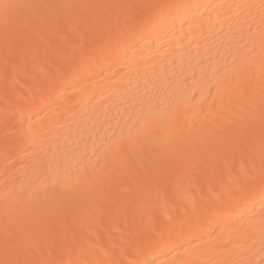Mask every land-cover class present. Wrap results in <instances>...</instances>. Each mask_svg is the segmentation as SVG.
I'll use <instances>...</instances> for the list:
<instances>
[{
  "label": "bare ground",
  "instance_id": "bare-ground-1",
  "mask_svg": "<svg viewBox=\"0 0 264 264\" xmlns=\"http://www.w3.org/2000/svg\"><path fill=\"white\" fill-rule=\"evenodd\" d=\"M4 2L14 7L8 16L0 13V34L29 23L31 31L7 85L0 53V260L6 258V231L14 245L25 246L35 233L81 232L91 224L93 238L117 248L127 241L125 234L145 236L135 253L141 264H259L264 258L261 0ZM63 3L201 7L174 13L175 24L162 30L151 28L149 13L135 9L128 20L127 10L112 9L113 19L122 11L114 27L96 24L106 10L87 7L58 27L37 22L39 15L51 17L57 10L35 5ZM235 4L256 7H228ZM25 70L29 81L18 82L16 75ZM9 100H19L34 120L23 128L10 124ZM28 127L38 134H25ZM233 144L240 147L208 170L210 183L202 179L196 188V204L204 210L201 228H185L181 235L159 210L138 216L145 182L161 167L170 181L183 175L188 186L189 177H203L206 164ZM250 157L257 174L247 188L236 189ZM229 189L236 196L229 197ZM115 207L122 208L117 217L109 215ZM143 220L151 224L138 233ZM238 221L239 231L233 232Z\"/></svg>",
  "mask_w": 264,
  "mask_h": 264
},
{
  "label": "snow or ice",
  "instance_id": "snow-or-ice-1",
  "mask_svg": "<svg viewBox=\"0 0 264 264\" xmlns=\"http://www.w3.org/2000/svg\"><path fill=\"white\" fill-rule=\"evenodd\" d=\"M14 5L5 3L0 0V13L8 16ZM90 8L93 10H106L102 17L97 16L96 24H105L116 26L119 24L121 17L115 16L113 19L112 9L127 10L124 12L123 19L128 20L135 15L133 9L143 13H149L151 16L150 26L152 29H163L169 24L174 25L177 15L180 10L192 8L198 10L199 5L178 4H161V3H145V4H97V5H76L70 3L56 5H35L37 9H56L54 16L39 15L38 23L43 26L58 27L67 19L76 15L77 8ZM230 8L241 9L256 7L255 5H228ZM259 7V15L261 24H264V0H261ZM154 11V14L153 13ZM90 15L96 16L93 11ZM91 27V25H89ZM75 30V29H74ZM31 31L29 23L26 29H9L5 28L0 34V53L4 65V80L7 85L8 80L13 72L17 70L15 57L24 55L25 48L21 47L22 42L27 38ZM264 32V28L261 29ZM6 96L8 95L6 91ZM6 111L11 112V121L23 126L34 120V116L30 115L19 100H9ZM39 113H35L38 116ZM255 121L256 117L253 116ZM42 131V129L40 130ZM25 134L33 133L31 127L25 129ZM259 136L261 139L262 149L259 162V176L261 184L260 207L262 209V221H264V104L261 106V115L259 117ZM240 147L239 144L229 145L222 150V154L218 158H214L210 164H206L205 175L203 177L197 175L188 178V186L185 185L184 176L181 175L175 182L170 181L169 173L161 167L159 171L154 173L150 180H147L145 191L142 193L139 202L137 203V214L143 219L150 216L154 210H159L162 215H167L169 220L174 221L177 234H183L185 228L189 230L199 229L204 224V210L200 209L196 204L195 191L199 187L202 179H209L207 172L213 169L216 164L226 162L229 153H234ZM257 174V164L254 158L250 157V167L243 173V179L238 178L236 181V189L243 190L248 187L251 180ZM210 183V179H209ZM236 192L229 189L227 195L229 197L236 196ZM242 222L238 221L233 225V232L239 231V226ZM264 229V225H262ZM93 227L90 224L86 231H64L61 233L40 234L35 233L31 240L25 246L14 245L12 234L6 231L5 234V252L6 258L0 260V264H141L136 258L135 253L145 243L146 237L143 235L132 237L120 244L119 247L111 246V243H104L101 237L93 238L91 233ZM224 231L223 227L220 229ZM215 230L211 233L215 236ZM194 241L189 240L191 245ZM232 243L231 238L228 241ZM181 250H185L183 244L180 245ZM261 251L264 252V244ZM147 264V262H145ZM182 264V262H178ZM259 264H264V258L259 261Z\"/></svg>",
  "mask_w": 264,
  "mask_h": 264
},
{
  "label": "rangeland",
  "instance_id": "rangeland-1",
  "mask_svg": "<svg viewBox=\"0 0 264 264\" xmlns=\"http://www.w3.org/2000/svg\"><path fill=\"white\" fill-rule=\"evenodd\" d=\"M117 13H119L120 15H121V13H122V11L121 12H117ZM119 14H117V15H119ZM25 73H26V70H25ZM20 74H22V75H20ZM27 75V73L24 75V72H21V73H19V74H17L16 75V78H18V82L19 81H23V82H28L29 81V78H26V77H28V76H26ZM23 76V77H22ZM26 76V77H25ZM9 118L11 119V116H9ZM10 124H13V122H10ZM12 126V125H11ZM114 209V210H113ZM118 209H120V211L122 210V208L121 207H115V208H111L110 210H109V215L111 214V216H115V215H113V214H116L117 212H118V214L120 215L121 214V212L120 211H118ZM117 210V212H115ZM111 212V213H110ZM113 212H115V213H113ZM119 215H117L116 214V216L115 217H117V216H119ZM115 217H113V218H115ZM158 217V216H157ZM165 216H160L159 218L160 219H162V220H164L165 218H164ZM149 220H151V219H149ZM148 220V221H149ZM153 220V219H152ZM151 220V221H152ZM147 220H143L142 221V223H141V221L139 222V223H137V225L136 226H138L139 227V229H138V227L137 228H135V230H136V232H138V233H141V232H143V231H145L146 229H147V227H149L148 225H150L151 224V221H150V223L148 222ZM153 222V221H152ZM141 224H142V226H141ZM144 224V225H143ZM141 226V227H140ZM146 227V228H145ZM141 228V229H140ZM144 229V230H143ZM126 236H125V241H126V239H128L129 237H130V235H129V233L128 234H125ZM124 241V242H125Z\"/></svg>",
  "mask_w": 264,
  "mask_h": 264
}]
</instances>
